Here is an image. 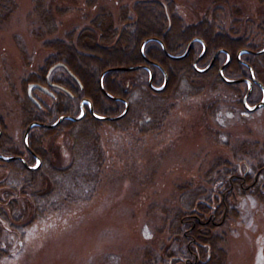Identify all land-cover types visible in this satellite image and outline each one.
I'll use <instances>...</instances> for the list:
<instances>
[{
    "label": "trees",
    "instance_id": "16d2710c",
    "mask_svg": "<svg viewBox=\"0 0 264 264\" xmlns=\"http://www.w3.org/2000/svg\"><path fill=\"white\" fill-rule=\"evenodd\" d=\"M117 1L119 3L120 0ZM217 1L225 0H214ZM86 4L94 6L95 0H86ZM16 6V0H0L1 30L9 23ZM53 11L62 15L68 12V8L56 5V0H32L31 13L37 17L38 26L31 30V34L43 47L53 52L44 59L37 73L27 74L22 79L24 95L21 99L16 98L24 129L33 121L53 123L61 115L77 116L81 98L89 99L97 114L115 116L121 113L124 103L105 97L98 85L100 73L112 66L146 64L152 71L155 86L162 85L164 75L154 63L167 74L168 81L161 92H154L148 86L149 71L143 67L127 71L114 69L103 75L104 89L129 103V109L122 118L106 122L120 131L137 127L138 133L143 135L162 127L174 106L169 103L170 97L186 100L199 95L208 80L211 81L212 90L219 83L232 88L235 95L233 104L242 111L241 99L245 89H240L241 83H224L218 73L219 67L227 60L226 52L231 55L230 62L223 68L226 77L248 76V68L242 60L252 66L257 77L262 78L256 67L264 58V53H242L240 59L236 57L241 49H260L254 47L253 43L247 44L244 33L240 34L234 28L227 31L218 27L216 14L210 19L203 17L196 23L186 24L176 12L174 0H137L132 5L133 16L130 18L127 8L121 6L120 19L125 25L120 29L114 27L110 14L100 9L92 20L93 29H83L75 38L69 33L66 39L48 37L56 31ZM128 20L132 21L130 25L126 23ZM149 37L164 41L166 52L171 55H181L189 41L200 38L206 46L205 54L197 62L200 68L209 63L216 50L226 52H219L207 72L198 73L193 62L202 50L201 42H193L184 58L172 59L157 41H149L144 46L143 56L139 50L140 44ZM21 52L25 57V52ZM56 62H63L71 69L82 88L77 84L71 88L68 82L71 77L58 67L50 74V82L62 84L73 95L71 97L64 91L49 88L56 97L50 105L39 100L42 105L40 109L29 100L26 86L30 82L45 84L47 69ZM58 71H64V74ZM259 97L260 89L254 85L248 103L256 102ZM118 103L120 108L115 109ZM226 107V102H212L205 106V111L215 121L226 122L229 112ZM85 109L86 114L81 120H62L54 128H31L27 142L41 159L37 169H28L18 159L0 160V166L8 171L0 179V260L8 255L7 237L10 233H16L20 238L25 227L43 220L50 213L61 212L69 205L89 202L96 194L104 164L99 137L102 121L93 118L87 105ZM233 111L238 116L240 111L234 107ZM0 127V153L23 156L19 150L24 148L23 141L21 146L13 141L1 116ZM62 130L66 131L72 142L71 160L64 165L56 162V150L45 148L42 144L44 138ZM216 133L218 136L221 134ZM214 140L228 148L230 158H214L203 173V184L192 185L184 181L175 186L171 199L161 207L163 226L158 229L159 233L163 230L168 234V243L160 245V252L145 248L143 264H226L227 252L223 247L226 234L218 231L219 224L222 220L238 217V212L229 205L228 199L234 194H250L264 201V143L231 141L229 137ZM24 159L28 165L36 161L30 153L29 158ZM240 167H244L243 172L239 171Z\"/></svg>",
    "mask_w": 264,
    "mask_h": 264
},
{
    "label": "rangeland",
    "instance_id": "374dc122",
    "mask_svg": "<svg viewBox=\"0 0 264 264\" xmlns=\"http://www.w3.org/2000/svg\"><path fill=\"white\" fill-rule=\"evenodd\" d=\"M135 1L95 0V5L89 6L86 0H56V5L68 12L57 15L53 11L56 31L48 37L66 39L72 33L75 38L81 30L93 29L92 20L100 9L110 14L114 27L120 29L125 25L120 19L121 6L127 8L130 18ZM174 2L186 24L216 14L218 27L234 28L241 34L247 32V20L253 32L258 23H264V8L259 6L264 0ZM16 3L9 23L0 29V116L7 134L21 146L24 126L17 98L24 95L22 79L37 73L53 51L31 34L38 26L31 13L32 0ZM256 68L260 72V64ZM210 85L208 80L202 93L186 100L170 97L174 106L162 127L152 133L140 134L137 127L120 131L104 119L99 128L104 164L94 197L50 213L25 227L20 238L10 233L9 252L0 264H143L145 248L160 252V245L168 243V234L158 232L163 226L161 207L171 199L175 186L184 181L203 184V173L214 158H230L228 148L214 139L264 143V105L252 112L238 110L240 118L229 116L228 121L217 122L206 113V105L226 102V109L239 107L233 104L232 88L219 83L212 90ZM240 89L244 90L242 85ZM33 94L46 105L54 99L38 89ZM67 140L65 130L42 140L43 147L56 150L55 160L60 165L67 163L62 154ZM7 173L0 166V179ZM228 202L238 217L219 224L218 231L226 234V264H264V201L250 194H234Z\"/></svg>",
    "mask_w": 264,
    "mask_h": 264
},
{
    "label": "water",
    "instance_id": "95a60500",
    "mask_svg": "<svg viewBox=\"0 0 264 264\" xmlns=\"http://www.w3.org/2000/svg\"><path fill=\"white\" fill-rule=\"evenodd\" d=\"M149 41H157L161 45V47L164 50V52H166V48H165V45L163 43L164 41H162L161 39L156 38V37H149V38L144 39L143 42H141V44H140L139 50H140L141 55L144 56V53H143L144 52V46ZM194 41H201L203 43V41L200 38H196L195 37L191 41H189V43L187 44V47H186L185 51L181 55H171V54H169L167 52H166V55L168 57L172 58V59H181V58H184L189 53V51L191 49V46H192V44H193ZM205 51H206V46L203 43V48H202L201 53L196 57V59L193 62V67H194V69L198 73H205V72H207V70H209L210 67L212 66V64L214 63V61H215L217 55L219 54V52L225 51V50H223V49L216 50V52L214 53L213 57L211 58V60L207 64V66L204 67V68H199V67H197V62L204 55ZM244 52H248V53H263L264 52V47L260 51H258V52H253V51L248 50V49H241L236 54L237 59H240L241 54L244 53ZM226 53H227V58H226L227 60L219 67V70H218L219 76L222 79V81L225 82V83H227V84H235V83L245 82L248 85V88H247V91H246V93H245V95L243 97V100H241V101H243V106H244V108L247 111H253V110H256L259 107L263 106L264 105V86L262 85V83L259 80H257L255 78L254 71H253L252 67L247 62L240 60L244 65L247 66V68L249 70V78H228V77H226L223 74V68L231 60V55L228 52H226ZM154 64L157 65L161 69V71H162V73L164 75V81H163V83H162V85L160 87H156V86L153 85V75H152V71H151V69L147 65H135V66H128V67L127 66H118V67H113L112 66L110 68L105 69L104 71H102L100 73L99 78H98V85H99L100 90L107 97L114 98V99H118V100H122L123 103H124V106L125 107H124L123 111L119 115H116L114 117V116H104V115L96 114L94 112V108H93L90 100L83 99L82 98V100L80 102V109H81L80 110V114L77 115V116H73L72 117V115H61V116H59L56 119L55 122L50 123V124L49 123H42V122H38V121H33V122L29 123L27 125V127L25 128V130H24L23 143L25 144L26 147H28V144H27L28 133H29L30 129L32 127H34V126H38V127H41V128L42 127L54 128V127L58 126L62 122V120L77 121V120L82 119L83 116L85 115V109L83 107L84 103H87L88 104L89 113L93 116V118H95L97 120H101V121L104 120V119L105 120H117V119L123 117L127 113V111H128L129 104H128V102L125 99H123V98H116V97L112 96L110 93H108L107 91H105L104 86H103V77H104L103 75H105L108 71L114 70V69H117V70H126L127 71V70H134V69H136L138 67H143V68H145V69H147L149 71L148 86L154 92H161L166 87L168 78H167V74L165 73V70L160 65H158L156 63H154ZM60 66L66 68V66L63 63H61V62H57V63L53 64L51 67H49V69L47 71V74H46V80L48 82V85L49 84L50 85H53L49 81V77H50V74H51L52 70L54 68L60 67ZM253 83H256L261 88L263 95H262L261 100L257 104H255L254 106H249L247 104V101H248L247 98L249 97V95H250V93L252 91L251 89H252V84ZM32 87H37L41 91H43L45 93H49L50 94V92H49V90H48V88L46 86L40 85V83L39 84L33 83V84H29L28 85V87H27V95H28L29 100H31L37 107L41 108V103L38 101V99L35 96H33L32 91L30 90V89H32ZM63 90H65V89H63ZM1 133H2V130L0 128V136H1ZM14 159L20 160L22 162V164H24L28 169H36V168H38V166H39V164L41 162L40 158L37 157V161H38L37 165H35V166H29L28 164H26V161L21 156H18V155L5 156L3 154H0V160H2V161H10V160H14Z\"/></svg>",
    "mask_w": 264,
    "mask_h": 264
},
{
    "label": "flooded vegetation",
    "instance_id": "af4514ba",
    "mask_svg": "<svg viewBox=\"0 0 264 264\" xmlns=\"http://www.w3.org/2000/svg\"><path fill=\"white\" fill-rule=\"evenodd\" d=\"M262 3V4H261ZM260 4H259V6H260V8H264V5H263V2H261ZM246 23H247V25H248V28H247V32H245L244 33V38H246V43L247 44H250V43H253L254 44V47H259L260 49H262L263 47H264V23H258L256 26V29H255V32H252V33H250V22H248V20L246 21ZM259 49V50H260ZM249 50H251V49H249ZM251 51H253V52H256V51H258V50H251ZM205 54V53H204ZM250 54H255V53H250ZM262 54V53H261ZM203 57V56H202ZM201 57V58H202ZM200 58V59H201ZM199 59V60H200ZM211 60V59H210ZM57 63V62H56ZM259 63H260V72H261V77L262 78H259V77H257V75H255V70H254V76L262 83V85L264 86V58H261L260 59V61H259ZM54 64V63H53ZM53 64H51V65H53ZM249 64V63H248ZM50 65V66H51ZM65 65V64H64ZM250 65V64H249ZM49 66V67H50ZM66 66V65H65ZM251 66V65H250ZM48 67V68H49ZM247 67V66H246ZM252 67V66H251ZM60 68H63L64 69V71H65V73L66 74H68L71 78L69 79V81H68V79H67V81L69 82V85L71 86V88H73V87H75V84H77L80 88H82V85H81V82H80V80L78 79V77L71 71V69L69 70V68L66 66V68H64V67H62V66H60ZM48 70V69H47ZM64 71H59L58 73L59 74H64ZM104 78V77H103ZM242 78H249V70H248V76L247 77H242ZM32 83H36V82H32ZM29 84V83H28ZM28 84H27V86H28ZM46 85L48 84V82L46 81V83H45ZM51 84H53V85H50L49 84V86L48 87H50L51 89H56V90H61V91H63V89H66V93L67 94H69V95H71V97H72V93H71V91L69 90V89H67V88H65L62 84L60 85L59 83H57V82H51ZM233 85V84H232ZM241 85L243 86V88L245 89V93H246V91H247V88H248V85L245 83V82H242L241 83ZM254 85H256V86H258L256 83H253L252 84V89L251 90H253V87H254ZM259 87V86H258ZM49 89V88H48ZM51 89H49V92H50V94H48V95H50V98L52 97V98H55L56 97V95H55V92L54 91H52ZM259 89H260V97H259V99L256 101V102H254V103H248V101H247V103L250 105V106H254L255 104H257L260 100H261V98H262V95H263V93H262V90H261V88L259 87ZM106 91V90H105ZM109 93V92H108ZM245 93H244V95H245ZM251 93H252V91H251ZM104 94V93H103ZM105 95V94H104ZM243 95V96H244ZM251 95V94H250ZM113 96V95H112ZM105 97H107L106 95H105ZM114 97H116V98H122V97H120V96H116V95H114ZM250 97V96H249ZM248 97V98H249ZM109 98V97H108ZM83 99H86V98H83ZM110 99H113V100H115V101H117V102H123L122 100H118V99H114V98H110ZM124 99V98H123ZM81 100H82V98L80 99V101H79V103L81 102ZM126 100V99H125ZM241 100H243V97H242V99ZM242 104H243V101H242ZM87 104L86 103H84V105H83V107H84V109H85V106H86ZM115 109H119L120 108V103H118V104H116L115 106ZM124 109V108H123ZM129 109V108H128ZM238 110H240V107L239 108H237ZM229 110V112H228V117L229 116H233L234 118L235 117H237L236 115H235V113H234V111H233V107H231V108H229L228 109ZM123 111V110H122ZM242 111H246L244 108H243V110ZM85 114H86V109H85ZM120 114V113H119ZM104 116H109V115H104ZM116 116V115H115ZM114 116V117H115ZM147 121H149V118L147 119ZM103 122V121H102ZM23 141V140H22ZM68 142H67V147H64V148H62V154L64 155V156H66L67 157V161L66 162H68V161H70L71 160V146H72V142L70 141V140H67ZM24 144V143H23ZM24 148H25V150H24ZM24 148H23V150L21 151V149H19L20 150V152L21 153H23V157L24 158H29V153L32 155L33 154V157H35V159H36V157L38 156L36 153H34L35 151L33 150V149H31L29 146L28 147H26L25 145H24ZM20 156V155H19ZM37 163V159H36V161H35V163L34 164H36ZM34 164H32V165H34ZM41 165V163L39 164V166Z\"/></svg>",
    "mask_w": 264,
    "mask_h": 264
},
{
    "label": "bare ground",
    "instance_id": "6f19581e",
    "mask_svg": "<svg viewBox=\"0 0 264 264\" xmlns=\"http://www.w3.org/2000/svg\"><path fill=\"white\" fill-rule=\"evenodd\" d=\"M119 115V114H118ZM122 118V117H121Z\"/></svg>",
    "mask_w": 264,
    "mask_h": 264
}]
</instances>
